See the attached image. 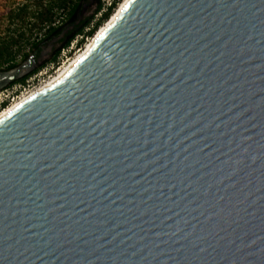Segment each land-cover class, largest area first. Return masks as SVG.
<instances>
[{"label":"water","instance_id":"1","mask_svg":"<svg viewBox=\"0 0 264 264\" xmlns=\"http://www.w3.org/2000/svg\"><path fill=\"white\" fill-rule=\"evenodd\" d=\"M0 264H264V0H130L5 118Z\"/></svg>","mask_w":264,"mask_h":264},{"label":"trees","instance_id":"2","mask_svg":"<svg viewBox=\"0 0 264 264\" xmlns=\"http://www.w3.org/2000/svg\"><path fill=\"white\" fill-rule=\"evenodd\" d=\"M82 1L84 0H30L16 9L8 10V23L16 25L17 28L12 31L8 30V33L0 37V72L18 66L34 50L51 38L57 37L68 26L73 25V30L67 31L65 34L62 48L69 46L76 36L92 37L101 24L108 20L120 2V0H114L111 6L106 8L100 18L89 28L91 18L75 24ZM101 7L102 4L99 3L96 13L102 10ZM86 28L88 30L84 33ZM58 54L59 49L52 57V62L55 61ZM36 71L37 69L32 70L11 82L7 87L23 84Z\"/></svg>","mask_w":264,"mask_h":264},{"label":"rangeland","instance_id":"3","mask_svg":"<svg viewBox=\"0 0 264 264\" xmlns=\"http://www.w3.org/2000/svg\"><path fill=\"white\" fill-rule=\"evenodd\" d=\"M30 0H0V37L4 36L6 33H8V30L12 31L13 29H16L17 26L16 25H11L10 23H8L7 20V12L10 9H16L19 6H21L22 4H25L27 2H29ZM101 3L102 4V9L105 7V2L104 0H84L82 1V5L81 8L79 9L78 13H77V18L75 21V24H78L86 19H90L91 18V22L89 24V28L92 27V24H94L99 18L100 15L98 13H96V8L98 6V4ZM120 3V2H119ZM118 6L115 7L114 11L117 9ZM113 11V12H114ZM102 12V10L100 11ZM104 23L101 24V26ZM73 30V25L68 26L65 30V34L67 33V31ZM98 30V29H97ZM87 31V28L84 30V33ZM94 36V35H93ZM92 36V37H93ZM90 37V38H92ZM87 38V37H86ZM90 38L88 37L87 39H85V37H80V36H76L74 38V40L72 41V45L69 44V47L72 46V51L70 53V57H73L74 53L76 52V49L78 48V45H76L77 43H80L81 48L83 47L84 44H86ZM62 38H56V39H51L49 40L47 43H45L44 45H42L41 48V59H43V62L38 65L37 67H35L33 70L37 71L32 74L30 77H28L24 83L22 84H15L11 87H2L0 88V93L3 92V90H7L6 92H8L7 94H9V97H11L15 92H18L19 90L22 89V85L26 86L27 84L31 85V84H36L37 82H42L47 80V78L49 76L53 75V71L61 66L63 64V62L65 61V58L61 55V49H62V43L60 42ZM59 49V54L57 55L55 61H51L52 60V54L48 56V54H50V52L55 53L56 50ZM19 86H21L19 88ZM5 92V94H6ZM1 96V95H0Z\"/></svg>","mask_w":264,"mask_h":264},{"label":"bare ground","instance_id":"4","mask_svg":"<svg viewBox=\"0 0 264 264\" xmlns=\"http://www.w3.org/2000/svg\"><path fill=\"white\" fill-rule=\"evenodd\" d=\"M130 0H123L120 2L117 9L111 14V16L108 18L106 22L102 26L98 28V30L95 32L94 36L88 41L86 44V47L83 48L81 51H79L74 58L69 60L66 64H64L58 72L50 78L47 82L39 86L37 89L33 90L27 97L22 99L20 102H17L10 106L9 108L3 110L0 112V123L7 118L10 114H12L15 110L20 108L23 104L28 102L32 97L36 96L40 92L44 91L45 89L51 87L55 82H57L62 76H64L73 66L74 64L83 56L85 55L88 50L92 47V45L95 43V41L100 37V35L112 25L114 20L117 18V16L121 13L123 8L127 5V3Z\"/></svg>","mask_w":264,"mask_h":264},{"label":"built area","instance_id":"5","mask_svg":"<svg viewBox=\"0 0 264 264\" xmlns=\"http://www.w3.org/2000/svg\"><path fill=\"white\" fill-rule=\"evenodd\" d=\"M114 0H104L105 2V7L102 9V12L106 10V8L110 7L112 2ZM123 0H120V2ZM120 3L117 4V6H119ZM101 11V10H100ZM98 12V14L101 16L102 12ZM88 30V28H87ZM82 37V36H80ZM85 39H87L85 37ZM91 39V38H90ZM88 43V42H87ZM86 43V44H87ZM72 45V42L70 43ZM86 44L83 45V47L81 48L80 43H77L76 45H78V48L76 49V52L74 53L73 57H70V53L72 51V46H67L65 48L61 49V55L65 58V61L63 62V64L59 67H57L54 71H53V75L49 76L47 78V80L42 81V82H37L36 84H27L26 86L22 85V89L19 90L18 92H15L11 97H9V94H7L8 92H6L7 90H3V92L0 93V112L9 108L10 106H12L13 104L20 102L22 99H24L25 97H27L33 90L37 89L39 86H41L42 84H44L45 82H47L50 78H52L57 72L58 70L64 65L66 64L69 60H71L72 58H74L76 56V54L81 51L83 48L86 47ZM21 86H19L20 88ZM6 92V94H5Z\"/></svg>","mask_w":264,"mask_h":264},{"label":"flooded vegetation","instance_id":"6","mask_svg":"<svg viewBox=\"0 0 264 264\" xmlns=\"http://www.w3.org/2000/svg\"><path fill=\"white\" fill-rule=\"evenodd\" d=\"M65 30H66V28H64V30L61 32V34H59L57 37H53V38H51V39H56V38H62L61 40H60V42L61 43H63V38H64V36H65ZM50 39V40H51ZM49 41V40H48ZM48 41H46L45 43H47ZM44 43V44H45ZM43 44V45H44ZM41 48H42V45L38 48V49H36V50H34L30 55H29V57L26 59V60H28L31 56L33 57V60H32V68L34 69L35 67H37L38 65H40L42 62H43V59H41ZM53 52V51H52ZM52 52H50V54H48V56L49 55H51L52 57L54 56V54L55 53H52ZM56 52V51H55ZM25 60V61H26ZM32 69V70H33Z\"/></svg>","mask_w":264,"mask_h":264}]
</instances>
